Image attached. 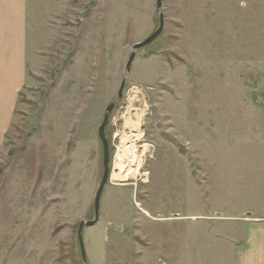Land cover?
I'll return each instance as SVG.
<instances>
[{"label":"rangeland","instance_id":"374dc122","mask_svg":"<svg viewBox=\"0 0 264 264\" xmlns=\"http://www.w3.org/2000/svg\"><path fill=\"white\" fill-rule=\"evenodd\" d=\"M156 2L71 0L0 146V264H85L111 103L88 264H197L264 208V0H163L127 71Z\"/></svg>","mask_w":264,"mask_h":264},{"label":"crops","instance_id":"0c3cea01","mask_svg":"<svg viewBox=\"0 0 264 264\" xmlns=\"http://www.w3.org/2000/svg\"><path fill=\"white\" fill-rule=\"evenodd\" d=\"M70 2L0 0V146L15 117L19 94L29 81V73L43 62L55 42L58 22L65 21ZM43 34L41 46L33 49L37 56L35 65L29 56L30 44ZM247 214L240 226L241 236L234 239L225 234L224 239H211L215 250L208 258H197V264H264V208ZM211 230L213 234L215 230Z\"/></svg>","mask_w":264,"mask_h":264},{"label":"water","instance_id":"95a60500","mask_svg":"<svg viewBox=\"0 0 264 264\" xmlns=\"http://www.w3.org/2000/svg\"><path fill=\"white\" fill-rule=\"evenodd\" d=\"M156 6H157V10L160 12V25L159 27L150 35L148 36L145 40H143L140 43H137L134 45L133 47V52L128 60L126 69L127 71L131 70V66L132 63L135 59L136 56V51L143 47L146 46L150 43H152L157 37L160 36V34L163 32L164 30V26H165V16L164 13L161 11L162 7H163V0H157L156 2ZM126 78H123L122 84L120 86V90H119V99L121 100L123 98V92H124V88L126 85ZM115 108V103H111L107 109H106V113L104 116V120L99 128V136L100 139L103 143V147H104V160H103V164H104V174H103V178L102 181L100 183V186L97 190L96 193V197H95V218L93 220L90 221H81L79 224V228H78V240L80 243V248H81V253H82V259L85 262V264H88V257H87V252H86V248H85V242H84V237H83V229L85 228V226H91L94 225L98 219H99V209H100V202H101V196L102 193L105 189L106 184L109 181L110 178V173H111V169H110V144H109V140L106 136V127L109 124L110 121V114L112 113L113 109ZM111 264H115V263H111Z\"/></svg>","mask_w":264,"mask_h":264},{"label":"bare ground","instance_id":"6f19581e","mask_svg":"<svg viewBox=\"0 0 264 264\" xmlns=\"http://www.w3.org/2000/svg\"><path fill=\"white\" fill-rule=\"evenodd\" d=\"M133 118H134V122H130V129H131V132L134 131L135 129H138L139 128V124H140V119H141V113H137V114H134L133 115ZM130 136H126V138L128 139ZM126 139V143H127V140ZM125 141V137L123 139V142ZM137 139H134L133 140V143L128 142L130 144L129 148H120V151H119V160L124 161L125 160V156L128 154V156H130V159L133 158L132 162L135 161V158L138 156V150H137ZM124 144V143H123ZM123 146V145H122ZM130 149V151H129ZM127 152V153H126ZM127 159V158H126Z\"/></svg>","mask_w":264,"mask_h":264}]
</instances>
